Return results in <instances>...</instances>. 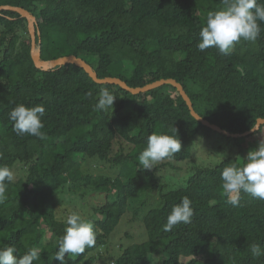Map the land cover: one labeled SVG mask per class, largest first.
I'll return each instance as SVG.
<instances>
[{
  "label": "trees",
  "instance_id": "obj_1",
  "mask_svg": "<svg viewBox=\"0 0 264 264\" xmlns=\"http://www.w3.org/2000/svg\"><path fill=\"white\" fill-rule=\"evenodd\" d=\"M224 6V0H0V7L34 16L41 60L75 56L98 79L117 78L132 89L174 80L201 118L243 135L264 120V24L255 42L242 40L228 55L214 47L199 51L207 13ZM31 48L27 20L1 10L0 166L9 167L14 180L6 182L0 203V248L14 245V255L22 256L37 247L40 259L33 264H60L53 257L66 227L58 216L64 200L96 233L95 246L66 254V264H264V256L251 252L253 245L264 249V200L241 192L233 194L239 200L233 206L220 178L224 167L243 165L264 139V124L250 135L227 137L192 117L171 85L131 95L95 83L73 64L38 69ZM104 89L116 96L114 104L95 110ZM21 103L44 107L45 139L12 131L8 114ZM173 127L181 151L142 170L138 156L147 138L175 135ZM117 142L130 150L114 155ZM202 147L219 158L214 166L179 167ZM93 162L115 169L113 178L88 171ZM169 172L180 182H163ZM88 194L104 200L93 205ZM185 196L194 209L191 223L165 231L169 212ZM124 221L129 244L108 253Z\"/></svg>",
  "mask_w": 264,
  "mask_h": 264
},
{
  "label": "clouds",
  "instance_id": "obj_2",
  "mask_svg": "<svg viewBox=\"0 0 264 264\" xmlns=\"http://www.w3.org/2000/svg\"><path fill=\"white\" fill-rule=\"evenodd\" d=\"M224 5L222 10L207 13L205 26L199 32V41L196 45L199 51L214 47L221 55H228L242 40L255 42L260 36V26L264 24V0H224ZM115 99L116 96L109 90H102L95 110L112 108ZM44 113L42 105L26 107L22 103L17 104L8 114L9 120L13 123L12 131L18 135L45 139L46 134L42 131ZM172 131L175 135L153 133L147 138L146 147L138 156L142 170L151 171L155 169L156 164L172 158L181 151L182 144L177 138L176 129L173 127ZM242 160V166L232 164L224 167L220 174L222 188L229 197L228 203L233 206L239 203L238 196L233 194L241 192L254 199L264 200V139ZM13 180V171L7 166H0V203L6 199V182L11 183ZM193 215L191 200L185 196L180 203L172 207L164 230L170 231L181 222L191 223ZM64 223L66 224L64 234L58 240V250L53 257V260L59 261L60 264H66V254L79 255L86 247L91 248L96 244V233L90 221L72 212L66 216ZM40 251V248L33 247L22 256L14 255L17 253L16 246L5 245L0 248V264H33L40 259ZM251 252L254 257L264 256V249L259 245H253Z\"/></svg>",
  "mask_w": 264,
  "mask_h": 264
},
{
  "label": "water",
  "instance_id": "obj_3",
  "mask_svg": "<svg viewBox=\"0 0 264 264\" xmlns=\"http://www.w3.org/2000/svg\"><path fill=\"white\" fill-rule=\"evenodd\" d=\"M1 10H9V11L17 12L21 15L22 18L27 20L29 34H30V37L32 39L31 55H32L33 62L38 69L49 70V69L57 67V66H63L65 64H73V65H76V66L84 69L89 74V76L95 81V83H97L99 85H102V84L116 85V86H119L120 88H122L123 90L127 91L131 95H138V94L146 93L148 91H151L153 89H156V88H159V87H162L165 85H171L173 88H175L177 90V92L180 94V96L185 101L192 117H194L198 122H200L204 126L212 129L213 131H215L219 134H222L224 136L231 137V138H239V137H244V136L250 135V134L256 132L260 128V126L262 124H264V120H259L257 122L256 127L253 128L248 133H245L243 135L229 134L226 131L217 127L216 125H212L208 121L201 118L195 112L193 105H192V102L190 101V99H189L188 95L186 94L182 85L177 83L174 80H160V81L154 82L150 85H147L144 88L132 89V88L128 87L125 82H123L117 78L98 79L97 74L92 69V67L90 65H88L86 62H84L82 59H79L75 56L64 57V58H61V59H58L55 61H43V60H41V57H40V49L36 45V40H35V38H36V20H35L34 16L31 15L29 12L21 9V8L0 7V11Z\"/></svg>",
  "mask_w": 264,
  "mask_h": 264
},
{
  "label": "rangeland",
  "instance_id": "obj_4",
  "mask_svg": "<svg viewBox=\"0 0 264 264\" xmlns=\"http://www.w3.org/2000/svg\"><path fill=\"white\" fill-rule=\"evenodd\" d=\"M227 142L228 141L225 139H220V141H219L220 144L227 143ZM219 143H218V145H219ZM129 150H130V148L127 145H122L121 143L117 142L115 150H114V155L124 153V152H127ZM218 161H219V158H217L214 154L211 153V148L209 149L208 147H202V148H199L198 150L195 151L190 162L187 161V162L179 163V167L180 168H191L193 166L192 164H197V165L206 166V167H210V166L212 167ZM86 168L88 169V171H93V173H95V175H97V176L101 175L103 177H110V178H113L114 175L112 174V172L115 171V169H110V168H108V166H106L102 163H95V162L89 163L88 167H86ZM165 171L166 170H163L162 172H165ZM172 180L176 183H179L180 177L176 176L173 173L171 174V172H169V174H166L162 178L163 182H170ZM78 193H80V192H78ZM88 196H91V194H88ZM60 198L63 199L62 197H60ZM96 198L101 199L102 201L104 200L103 196L95 194V196H91L86 201L88 203L93 204V203H95ZM58 205H59V210L61 208V211H59V214H58L59 218L66 219V216L68 214H70V211L73 208L72 205L65 202L64 200H59ZM126 222L127 221H124L122 223V225L119 228L118 236L113 238L112 243L108 246V253L113 254L115 251H119V246H121V245H123V247L128 246L129 242L123 238L125 226L127 225ZM140 229H141L140 225H138V224L133 225L132 232L134 234H136V236H137L138 233L140 232ZM111 264H113V263H111Z\"/></svg>",
  "mask_w": 264,
  "mask_h": 264
}]
</instances>
